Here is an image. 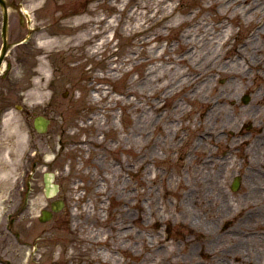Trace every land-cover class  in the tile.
<instances>
[{
  "label": "rangeland",
  "instance_id": "obj_1",
  "mask_svg": "<svg viewBox=\"0 0 264 264\" xmlns=\"http://www.w3.org/2000/svg\"><path fill=\"white\" fill-rule=\"evenodd\" d=\"M6 1L12 7L9 67L0 77V264H238L240 253L248 264H264V225L255 228L264 224V147L248 140L233 161L240 172H222L226 187L206 156L208 133L218 126L219 79L234 83L232 67L222 68L245 29L233 11L238 0ZM160 7L175 15L161 21ZM189 15L190 24L169 27ZM197 23L210 42L194 33L183 46L182 32H194ZM181 56L203 70L194 97L192 85L174 92L179 71L189 67L178 63ZM37 115L50 120L45 134L33 130ZM33 161L32 209L12 233L4 213L18 202V180ZM44 171L54 174L55 198L66 205L39 222L48 202ZM235 173L241 185L233 192ZM254 204L262 211L242 225L240 207ZM246 240L252 242L243 247Z\"/></svg>",
  "mask_w": 264,
  "mask_h": 264
},
{
  "label": "flooded vegetation",
  "instance_id": "obj_2",
  "mask_svg": "<svg viewBox=\"0 0 264 264\" xmlns=\"http://www.w3.org/2000/svg\"><path fill=\"white\" fill-rule=\"evenodd\" d=\"M235 9L240 17L238 23L245 29L235 39L236 45L229 64L224 63L222 68L224 69L226 65L232 67L230 68L233 71L231 79L234 83L231 87H227L226 79H219V95L222 99L220 103L217 102L219 108L215 115L218 126L217 131L211 137L208 133L209 143L206 152L209 162H214L215 171L218 172L215 181L221 182L224 187H226L225 182L220 181L222 172L227 170L230 174L234 172L233 169L239 170L233 161H236L237 154L250 147L252 142L248 140H258L259 146L264 147V126L261 127L264 124V1L240 0ZM220 49L223 53L227 48L220 46ZM257 79H260L262 83L256 87L254 84ZM228 96L230 100L226 101ZM254 99L256 101L252 103ZM215 105L206 110L208 118ZM251 156V153H248L247 159L250 161ZM235 174L230 176V183H228L230 187L236 177H239L241 182L239 174ZM29 178L31 182L24 181L20 185L17 195L18 202L4 213L9 232L13 233L12 230L18 225L17 220L22 215H28L32 209L35 173ZM41 182L43 183V174ZM49 206L50 203L47 207Z\"/></svg>",
  "mask_w": 264,
  "mask_h": 264
},
{
  "label": "bare ground",
  "instance_id": "obj_3",
  "mask_svg": "<svg viewBox=\"0 0 264 264\" xmlns=\"http://www.w3.org/2000/svg\"><path fill=\"white\" fill-rule=\"evenodd\" d=\"M218 0H214L213 3H216ZM163 4V3H162ZM165 7H160L158 13H161L162 17H161V21H166L175 15V11L176 9H172L170 10L171 12L170 13H167V14H164L165 13ZM234 11V9H233ZM221 12H219V9H217V13L219 15H221ZM191 15L187 16V17H183V18H179V19H176V23L173 24L174 26H169V27H180L182 25H187V24H190L195 17L193 18H190ZM169 25V24H168ZM168 27V26H167ZM196 29L194 32H189V30H186V31H183L182 32V36H181V40H184L185 43H183L182 45L185 46V45H188L191 43V37L192 35H194L195 33V38H198V37H202L205 39L206 41V46L208 44V42H210V39H209V34H207L205 32V34H202V29H201V26H200V23H197V25L195 26ZM222 28L224 29V31L226 33H228L229 35H233L234 34V30H232L230 28V25H223ZM207 30V29H206ZM209 30V29H208ZM197 34V35H196ZM194 44L196 45V42H194ZM165 51V49H164ZM189 53V52H187ZM209 54V52H208ZM180 59H178V63H181L183 66H189L188 64V61L183 58V56L179 57ZM187 75V78H185ZM178 76L181 78V80L179 81L180 85L175 89V93L177 92L178 89H181L183 90L182 88H184L185 86H190L192 85L193 86V94H192V97L196 96V95H199L202 91V79H203V70L201 68H198L197 66H189L188 69L184 70V71H179L178 73ZM209 78L205 80V86H206V83L208 82ZM182 86V87H181ZM190 100V99H189ZM6 119V118H5ZM6 122V120H5ZM196 150V149H194ZM141 166V165H140ZM259 208H262V205L259 204ZM261 212L262 210L261 209H258L257 205L254 204V205H248L246 208L244 206H241L240 209H239V215H240V223L242 225H245V222L248 221V223H250V220H246L247 219V215L248 214H251L253 212ZM263 214V213H262ZM253 215V214H251ZM264 224L263 223H258L257 226H252V227H255V228H261ZM252 241L250 240H246L244 244H242L243 247H248L249 246V243H251ZM249 258V256H246L244 254H238L237 256H235V261L238 262V264H248V261L247 259ZM251 258V257H250ZM263 264V263H261Z\"/></svg>",
  "mask_w": 264,
  "mask_h": 264
},
{
  "label": "water",
  "instance_id": "obj_4",
  "mask_svg": "<svg viewBox=\"0 0 264 264\" xmlns=\"http://www.w3.org/2000/svg\"><path fill=\"white\" fill-rule=\"evenodd\" d=\"M0 5L3 7V11H4V15H3V24H2V39H3V46H2V50H1V55H0V62L2 60V57L5 54V49H6V21H7V15H6V5L5 2L3 0H0ZM47 124H48V120L43 118V117H36L34 119L33 122V126L34 129L38 132V133H43L46 131L47 128ZM52 178L51 175L47 174L46 175V179H45V184H46V189H48V186L50 188V179ZM53 191H57V186L56 185H52L51 186ZM49 218V215L45 216L44 218H42V221H45Z\"/></svg>",
  "mask_w": 264,
  "mask_h": 264
}]
</instances>
